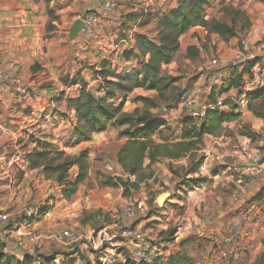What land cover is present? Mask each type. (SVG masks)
<instances>
[{"label":"rangeland","instance_id":"1","mask_svg":"<svg viewBox=\"0 0 264 264\" xmlns=\"http://www.w3.org/2000/svg\"><path fill=\"white\" fill-rule=\"evenodd\" d=\"M242 3L239 2V7L242 6ZM225 8L227 7L222 6L210 10L209 19L215 18L219 21L233 24L236 31L234 41L239 44L243 36L248 37L247 34H251L254 28L251 27L252 24H250L248 17L246 18L243 14H233L234 10L239 9H233L229 12ZM47 18L46 29L52 30V28H55V25L51 23L52 21L59 25L58 16L54 13H48ZM260 23H262V26L256 32V38L252 43L257 48L259 59L264 62V21H260ZM70 26L66 25L63 28V37L67 38ZM150 31L152 33L151 37L155 36L154 25H151ZM124 39L127 41L128 36L126 35ZM215 39L216 36L211 41L207 40L204 44L205 46L202 47V54L197 56L192 54L193 50L191 53L187 51L184 53V45H181L175 59L178 67L173 75L178 78L177 82L165 93L163 101H158L159 108L151 109L154 119L166 121L170 130L174 129V132L179 129L178 120L182 116L178 113L176 105L181 96L193 86L197 71L211 56L207 49L211 47L213 52L215 51ZM207 43H210V46H207ZM86 52L92 53V50ZM102 55L104 56L106 53L103 52L100 56L83 59L84 61L82 60L78 64L80 68L78 72L74 68V73L72 71L73 75L71 77L62 78L68 79L67 81H77L83 77L85 81L92 82L93 77L88 70H92L95 67L100 68ZM33 68L38 69L36 62H34ZM84 69L89 74L85 75L83 73L82 76L80 72ZM68 71L69 73L66 76L70 74V69ZM91 72L96 75L95 69ZM59 82L62 86H65V81L59 79ZM48 83H41L39 88L47 90L53 88L56 90L54 94H57L59 87H53ZM91 84H93L92 87L94 88L98 86L96 82ZM35 92L30 90L29 96L32 97ZM137 95L156 96L154 92L136 91L129 96L128 102L124 105V111L132 112L136 107L142 109L140 102L132 101ZM37 105L42 106L41 102ZM262 105L264 104L261 100L252 101L251 106L254 111L249 110L248 106L244 107L242 109L243 118L224 125L225 130L222 136L224 140H228L226 149L230 148L237 152L236 156L239 154L249 156L253 152H259L264 158V120H260L257 117V115H264V106ZM45 108L43 111H39L38 107L33 108L34 110L27 107L24 110L23 118L25 119L24 116L26 115L28 116L27 120H32L29 123L31 128L36 126V121L41 123L48 122L46 117H37L39 112L46 110ZM226 108L222 110H226ZM19 111V109L16 110L14 115L16 116ZM64 114L62 113L60 118L63 117L64 119ZM2 120L4 119L2 118ZM14 120H20V118L16 116ZM48 123L53 125L55 121L52 118ZM31 124H35V126ZM49 124L46 126L47 128L43 129V132L48 129ZM63 131L65 130L59 132ZM39 133L34 132V136L40 137V135L38 136ZM48 134L50 135V133ZM165 134L168 135L167 131H165ZM47 135L45 137L48 138ZM29 138L33 140V135H30ZM67 138L66 134L58 138L63 140L61 145L57 144L58 141L54 143L50 139H47V142L56 144L59 150H63L64 146L71 147L68 143L69 138ZM152 140L159 142L156 135L152 137ZM124 141V138L118 136L117 128H109L106 132L94 138L93 143L88 145L89 169L87 178L79 186L77 195L73 197L74 204H77L76 208L74 207L75 205L70 204L71 200L64 201L60 197H47L46 200L51 201L53 206L57 205V210L65 211L66 213L62 217H56L55 221L51 218L52 223L46 226L49 230L46 227L44 232L40 230L44 233V237H37L36 234L39 229L31 232L36 237V243L27 246L22 251L13 248L16 237L12 239L9 246L14 249V252L33 254L35 262H40L43 257L49 256L53 259L52 264H63L69 260H72V264H127L128 261L138 263L130 253V249L133 246L123 241L119 236L122 227L131 226L141 230L146 238L154 240L151 246L155 242H162V251L165 255L179 250L180 247L185 249L195 264L256 263L264 250V204L263 202L252 200L251 196L256 188L255 184L245 192L239 191L236 181L242 175L240 167L237 171L231 173L234 175L233 183L226 184L225 177L227 173L223 174L222 171L229 172L227 167L232 170V166H234L232 164L236 166V162L234 163L230 157L220 158L215 155L212 149H220L218 145L208 142L213 148L207 150L203 147L194 153L193 161H191L193 156H185L179 160L161 159L157 161L151 166L152 177L140 183L137 188H133L130 182H133L135 177L129 176L126 178V174L117 167L115 161L116 153ZM15 150L22 152V147L17 145ZM197 161L201 162L198 163ZM196 163H198V166ZM202 165L206 167L204 172L199 169ZM191 168L196 169L195 174L187 173ZM76 171V167L69 170V180L74 177ZM213 174L218 175L217 179L212 178ZM22 177L23 175L15 177V179H18L13 185L15 196L22 189V185H20ZM117 177L128 180V184L126 186L118 185ZM191 177H206L208 180L207 183L204 182L202 187L200 186L199 190L189 193L193 191L187 185L190 183L187 180ZM261 178L256 182L260 183L264 179L263 177ZM50 179L52 182L56 181L54 178ZM24 184H27V182ZM29 185L32 189L31 183ZM163 192H168L169 196L164 200L163 205L159 207L156 203V198ZM1 195L0 193V199L2 198ZM169 198L173 199L174 202H169ZM36 199L37 202L35 203L37 204L35 205L28 201L21 203L20 212L10 214L7 209L3 212L8 213L10 216L12 215L11 217L16 216L13 218L17 219L18 215H22L25 208L41 205L45 200L41 196H37ZM251 202H254L257 208L249 218L248 224L242 228L244 235L242 241L234 242L233 246L228 245V236L233 229L232 226L236 224L234 216ZM78 205L81 207H78ZM73 207L75 208V215L69 213L74 211ZM124 209L130 210V217L122 215ZM162 210H169V212L167 214L162 213ZM86 227H89L90 232L88 235H84ZM61 229L73 231V239L64 242L56 241L54 234ZM171 229H174V235L169 233ZM181 242L183 246H180ZM3 246V243L0 242V249Z\"/></svg>","mask_w":264,"mask_h":264},{"label":"crops","instance_id":"2","mask_svg":"<svg viewBox=\"0 0 264 264\" xmlns=\"http://www.w3.org/2000/svg\"><path fill=\"white\" fill-rule=\"evenodd\" d=\"M105 1L106 0H70L69 2H63L62 0H0V66L4 68L9 73V75L14 73V75L20 76L25 86L28 88V94L25 96H14L10 93L12 87L10 79H6L2 82L0 81V193L2 194V198L0 199V213L6 209L10 214L20 212L19 207L21 203L28 201L35 205L37 204L35 203L37 202V196H41L43 199H45V204L48 203L47 205L51 206L46 215L27 224V226L24 223L22 215H18V220L16 219L17 223L20 224L18 229H14L12 226L0 228V242H2L4 245L0 251L14 255L16 258H20L22 254L19 252H14V249L9 246V244L12 242V239L17 237L20 232H35L36 229H39L38 233L36 234L37 237H44V228L52 223L51 218L54 220L56 217H62V215L66 213L65 211L62 212L57 210V205L53 206L51 201L46 200V198L50 196L54 198L60 197L61 187L56 181L52 182L51 179H46L42 170H31L25 161V155L36 147V140L41 142L50 139V141L54 143H57L58 141L57 144L61 145L63 140L58 139L59 137L66 134L69 138L68 131L71 127V123L74 122V112L73 109L67 106V100L75 96L79 85L67 84L69 82L67 81L68 79L62 77H71L74 73V68L77 72L80 69L78 65L80 61L89 57L91 58L92 56H100L103 54V52H105L106 55H102L100 61L102 62L103 60H107L110 62L111 67H116V73H119L122 70H129L130 68L137 66L139 63L135 57L125 59L122 57V54L123 52L131 50L134 47L135 34L145 33L149 36H152L150 30L151 25H153L156 21L155 19L146 25H139L135 23L130 29L127 30V32H120L119 27L121 22L118 19L111 18L105 12ZM116 1L120 4V13L122 15L127 14L128 12H139L142 10H148L153 13L162 12L176 5V0ZM239 2H243L241 4L242 6L240 7ZM222 6L228 7V11L231 10V8L239 9L249 18L250 24H252L251 27L254 28V30L251 34L247 35L250 41H254L256 38V32L262 26L260 21H264V0H217L207 9L208 18L210 17V10ZM90 9H95L98 11L102 18L97 26L99 40L94 44H90L87 49H83L84 43L82 42L83 40L78 37V34L73 39H70V28L68 30L67 38L63 37L62 33L63 28L66 25H72L77 17L81 16V14ZM48 13H54L56 16H58L59 25L55 21H52L51 23L55 25V28H52V30L46 29L45 25L48 19ZM126 35L128 36L127 41L124 39ZM215 36V51L213 52L211 47L207 49V52L211 53V56L206 60V62L213 56L219 57L220 60H228L233 56L238 48L237 42L234 41V36L224 38L218 34L209 33L204 27L200 26L191 28L180 37L178 53L180 51L181 45H184V53H186L188 47H193L194 51H196L195 56L201 55L203 52L202 47L205 46L204 44L206 41L213 40ZM207 46H210V43H207ZM89 50H92V53L86 52ZM177 54L171 63L162 65L163 72L166 71V73L171 75L176 73V68L178 65L175 59ZM34 62L37 63L38 69L33 68ZM206 62H204V64ZM259 63L264 66L262 59H259ZM204 64H202V66ZM68 69H70V74L69 76H66L67 73H69ZM93 69L96 70V75L91 72ZM93 69L88 70L90 75L93 77L92 82L85 81L83 77L80 79L84 81L88 87H92L93 84L91 83L96 82L98 86L95 88L93 87V90L95 94H100L99 87L101 85L102 79L97 74V71L100 68L95 67ZM199 70L195 75L194 84L190 89L198 87L200 83L197 78ZM83 71L80 72L82 76L83 73L85 75L89 74L86 73L87 70L84 69ZM61 72H63L62 75ZM230 77L232 76H229V74H224L225 80ZM59 79H62L66 82L65 86L60 84ZM43 82H49L48 84L53 87L58 86V93L54 94L56 93V90L53 88L48 90L45 88L40 89V84ZM30 90L36 91L33 93L32 97L29 96ZM136 91H139V89L135 90L133 93ZM39 102H41L42 106L37 105ZM127 102L128 100L126 103ZM27 107H29V109L38 107L39 111H43L46 107V110L44 112H39L37 117H46L48 122L53 118L55 123L50 125L48 122L41 123L40 121H36V126L35 124H31L32 126H35L31 128L29 123H31L32 120H27L28 116L26 115L24 116L25 119L23 118L24 110ZM243 108L244 107H237L234 110V112L240 111L241 116L239 119L243 118ZM18 109L20 111L16 113V116H18L20 120H14L16 117L14 114ZM224 111H231V109L228 106ZM45 113H47V115H45ZM62 113H65L64 119L63 117L60 118ZM2 118L4 120H2ZM258 118L263 120L260 117ZM48 124V129L43 132V129L47 128L46 126ZM2 129H5L7 133L2 134ZM61 130L65 131L59 132ZM34 132H40L38 134L40 137L34 136ZM47 133H50V135H47ZM102 133L93 134L91 140L82 142L78 145H72L69 143V146L71 147L64 146L63 151L68 155H76L79 153V150L85 148L88 149V145L93 143L94 138ZM175 134H179V131H176ZM30 135H33V140L29 138ZM45 135H47L48 138L45 137ZM222 135L203 136L202 148L205 147L207 150L211 149L213 147L212 145L210 146V144L214 143L220 147V149H212L215 155L220 158L230 157L233 159L234 163L236 162V166L235 164H232L234 165L232 166V170L227 167L229 172H225V170L222 171L223 174L227 173L225 181L226 184H228L230 182L233 183L232 179L234 175L231 173H234L233 171H237L239 167L242 169L246 161H248L247 159L249 156H244L242 154L236 156L237 152H234L230 148L226 149L228 146V140H224ZM208 142L210 144H208ZM17 145L22 147V152L15 150ZM15 157L16 159H14ZM115 161L117 167L122 171V168L118 164L116 157ZM147 164L148 160L145 159L143 166L145 167ZM21 175H23L21 179L22 182L20 183V185H22V189L18 192L17 196H15L13 185L15 184V181H18V179H15V177H21ZM217 177L218 175L215 174L212 178L217 179ZM239 178L240 176L236 181L237 184ZM256 181L254 183L256 188L251 196L252 200L263 202L264 204V197H256L257 192L264 185V179L260 183H257ZM25 182H27V184H24ZM30 183L31 187H33L32 189L29 187ZM203 184L204 183H201L198 185V187H194L191 189L193 191H190L189 193L199 190L200 186L202 187ZM77 193L78 191L73 197H75ZM73 197L71 199L72 202L70 201V204H73V206L75 205L74 207L76 208L77 204H74ZM168 201L171 203L174 202L173 199L170 198ZM44 202H42V204ZM78 207L81 206L78 205ZM165 207H167V205H165ZM75 208L74 211L71 210L72 212L69 213L75 215ZM168 212L169 210H162V213L167 214ZM21 222L24 224L21 225ZM47 229L49 230V228ZM84 231V235H88L90 232L89 227H86Z\"/></svg>","mask_w":264,"mask_h":264},{"label":"trees","instance_id":"3","mask_svg":"<svg viewBox=\"0 0 264 264\" xmlns=\"http://www.w3.org/2000/svg\"><path fill=\"white\" fill-rule=\"evenodd\" d=\"M216 1L176 0L174 7L162 12L153 13L142 10L125 14L120 23L121 31H127L135 23L146 25L155 19L153 25L156 34L151 37L145 33H136L134 47L123 52L122 57L125 59L135 57L139 63L137 66L116 73V67H111L110 62L107 60L101 62L100 69L97 71L102 79L99 87L100 94H95L93 87H88L82 80H73L67 83L79 85L75 96L67 100V106L74 112V122L71 123L68 131V143L78 145L91 140L93 134L102 133L108 128H117L118 136L124 138L125 141L116 153V160L123 173L126 174V178L135 177L130 185L137 188L140 183L152 177L151 166L157 161L161 159L179 160L185 156H193L191 158L193 161L194 153L202 149L203 136L222 135L225 130L224 124L238 121L241 116L240 111L234 112L236 107L231 105V111L208 112L203 119L187 116L179 118V129L177 130L179 134H175L174 129L170 130L166 121L154 119L151 113V109L159 108L158 101H163L165 93L177 82L176 76L162 71V65L169 64L174 60L178 53L180 37L184 33L191 28L200 26L209 33H215L224 38L236 35L233 24L208 18L207 9ZM233 14L246 16L240 10H234ZM192 50L194 51L193 47L187 48V52L191 53ZM192 54L196 55V51ZM238 84L239 74L234 73V76L225 80L223 89L227 90ZM138 89L144 92H154L156 96L137 95L132 101L140 102L142 109L136 107L132 112L124 111L123 107L129 96ZM255 100H261L264 104V89L251 98L248 104V109L251 111H254L251 103ZM257 116L264 120V115ZM165 131L171 136L166 135ZM155 135L158 136L159 142L152 140ZM36 141V147L25 155L27 166L31 170L42 169L46 179L54 178L61 187L60 198L66 201L71 200L79 186L87 178L88 149H82L78 154L69 156L63 150H59L56 144H51L46 140ZM145 159L148 160V164L144 167ZM198 163H196L197 166ZM73 167H76L77 171L74 177L69 180L68 173ZM187 173L195 174L196 169L191 168ZM207 180L206 177H191L187 180L190 182L187 185L193 189ZM117 181L120 186L128 184V180H123L121 177H117ZM256 197H264V185L257 192ZM50 207L45 203L40 205L39 216L36 220L46 215ZM173 232L174 229L169 231L174 235ZM180 246H183L182 242ZM12 263L52 264L53 259L48 256L43 257L40 262H35L33 254L25 253L20 258H16L14 255L0 251V264ZM63 264H72V260ZM127 264L195 263L185 249L180 247L179 250L167 255L154 256L149 263L128 261ZM255 264H264V250Z\"/></svg>","mask_w":264,"mask_h":264},{"label":"built area","instance_id":"4","mask_svg":"<svg viewBox=\"0 0 264 264\" xmlns=\"http://www.w3.org/2000/svg\"><path fill=\"white\" fill-rule=\"evenodd\" d=\"M69 2L70 0H62ZM102 1V0H93ZM105 12L113 19L122 22L125 14L120 13V4L116 0H106L104 2ZM76 19L82 21V27L79 30L78 37L82 39L87 49L90 44H94L99 40L97 26L101 21V15L95 9H90L81 14ZM223 73V74H222ZM239 74V84L227 90L224 88V74L234 76ZM199 85L186 91L179 103L178 113L183 116L203 119L208 112L222 110L230 105L237 107H247L254 94L264 89V66L259 63V56L255 44L243 36L239 41L238 48L231 58L228 60H220L219 57H211L199 70L197 74ZM10 79L12 95L25 96L28 94V88L25 86L22 78L17 75H9V73L0 66V81ZM235 106V107H236ZM180 117V118H181ZM2 134L7 133L5 129L1 130ZM16 159V157L14 158ZM264 158L259 152H253L248 157L242 168L241 176L238 180V189L240 192L248 190L256 180L264 177ZM201 172L206 171L205 165L200 168ZM257 208L254 202L247 204L235 216L236 224L232 226L227 244L233 246L234 242H240L243 239L242 228L248 224L249 218ZM124 217H130L129 209L122 211ZM39 216V205L29 206L22 212V218L25 225L33 222ZM21 222V225L24 224ZM12 226L18 229L20 224L15 218L8 213H0V228ZM120 238L131 244V256L135 261L149 263L154 256L165 255L162 251L163 243L155 242L146 238L145 234L134 227L124 226L120 229ZM74 234L71 230L61 229L55 232L54 238L58 242H64L73 239ZM36 237L31 232H20L13 244V248L18 251L26 249L27 246L34 245ZM150 246V247H149Z\"/></svg>","mask_w":264,"mask_h":264},{"label":"water","instance_id":"5","mask_svg":"<svg viewBox=\"0 0 264 264\" xmlns=\"http://www.w3.org/2000/svg\"><path fill=\"white\" fill-rule=\"evenodd\" d=\"M82 27V21L80 19H76L69 30V38L73 39L79 32ZM168 192L160 193L156 198V203L159 207H161L164 203V200L168 197Z\"/></svg>","mask_w":264,"mask_h":264}]
</instances>
